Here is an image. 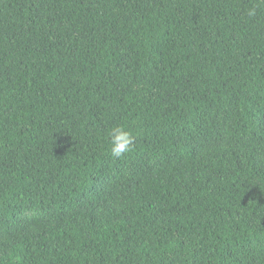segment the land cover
Here are the masks:
<instances>
[{
	"label": "trees",
	"instance_id": "trees-1",
	"mask_svg": "<svg viewBox=\"0 0 264 264\" xmlns=\"http://www.w3.org/2000/svg\"><path fill=\"white\" fill-rule=\"evenodd\" d=\"M0 264H264V2L0 0Z\"/></svg>",
	"mask_w": 264,
	"mask_h": 264
},
{
	"label": "clouds",
	"instance_id": "clouds-1",
	"mask_svg": "<svg viewBox=\"0 0 264 264\" xmlns=\"http://www.w3.org/2000/svg\"><path fill=\"white\" fill-rule=\"evenodd\" d=\"M264 2V0H262ZM255 8L248 11L249 16L255 15ZM110 139V155L113 158L119 159L126 153L130 152L135 143V137L123 125H115L109 130Z\"/></svg>",
	"mask_w": 264,
	"mask_h": 264
}]
</instances>
